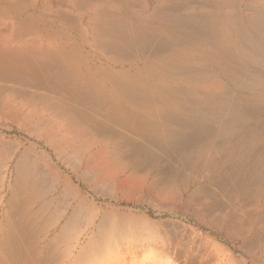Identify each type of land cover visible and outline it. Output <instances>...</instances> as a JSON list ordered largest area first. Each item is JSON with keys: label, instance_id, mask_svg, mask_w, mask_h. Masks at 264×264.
<instances>
[{"label": "bare ground", "instance_id": "bare-ground-1", "mask_svg": "<svg viewBox=\"0 0 264 264\" xmlns=\"http://www.w3.org/2000/svg\"><path fill=\"white\" fill-rule=\"evenodd\" d=\"M0 117L86 184L0 143V264H264V0H0Z\"/></svg>", "mask_w": 264, "mask_h": 264}, {"label": "rangeland", "instance_id": "rangeland-1", "mask_svg": "<svg viewBox=\"0 0 264 264\" xmlns=\"http://www.w3.org/2000/svg\"><path fill=\"white\" fill-rule=\"evenodd\" d=\"M0 143H5L7 145L8 144L19 145L18 151L20 149L21 150L25 149L26 151L34 154L37 157L38 161L43 163L44 165H47V166L51 165L50 168H53L55 170H59V171L64 170L65 173H69L70 175L73 176V179L75 180L76 183H80V185L84 189H86V187H85L86 184L84 185L83 181L81 180L82 179L81 175H83V173L85 171V168H84L85 166L82 167V170L74 171V172L72 169L66 168L65 164H63V159L59 158L56 155L55 151L50 146H48L45 143V141H43V139H40V138L38 139L37 136H35L31 133L30 125H22L18 120H13L12 118H6L5 119V117H0ZM41 158H42V160H41ZM13 163H14V160L12 162H10L8 176L13 174V172H14V171H12V170H14ZM97 164H99V163L97 162L95 164L94 168H98ZM102 164H103V161H102ZM103 165H104V167H103ZM103 165L101 166V163L99 165V166H101L99 168L104 169V172H106V174H104V176L106 178L105 177H102V178L105 180H107V179L111 180L113 183L116 184V186L118 188L120 187L123 191L128 192V193H126L127 196L130 193L133 194V196L131 194L128 196V197H130V199H132V203L135 202V196H136L135 194H137L135 192H137L138 190L140 191V189L142 190V194H143V192H145V187L144 188L142 187L145 184L143 179H140L139 177L132 175V174L130 175V172L129 171L127 172L124 165H122V164L118 165V164H113V163H111V165H109L108 162L104 163ZM108 166H109V168H108ZM112 171H113V173H112ZM10 172H12V173H10ZM108 175L110 176V178L107 177ZM112 178H113V180H112ZM101 181H103V180H100V182ZM88 185L94 187L95 183L90 182V184H88ZM133 197H134V199H133ZM126 205L127 204H124L123 206H126ZM130 206L133 207L132 204ZM135 209L141 210V212H146V214L150 215L152 218H155L154 213L158 211L157 208H152L148 204H141L138 207L136 206ZM163 217H166V215H163ZM175 219H176V217H175ZM179 219H181L183 222H185V224L188 226L194 225V222L192 220L184 219L183 217H179ZM196 227H198V226H196ZM198 232L203 233L204 235H208V233H209L206 229H202V228H199ZM209 235L211 237H214V234H209ZM250 264H252V263H250Z\"/></svg>", "mask_w": 264, "mask_h": 264}, {"label": "crops", "instance_id": "crops-1", "mask_svg": "<svg viewBox=\"0 0 264 264\" xmlns=\"http://www.w3.org/2000/svg\"><path fill=\"white\" fill-rule=\"evenodd\" d=\"M25 149L23 150H19L18 152H20V153H16V155H15V157H14V167H15V165L17 164V162H18V160H20V158L22 157V155L25 153ZM21 156H20V155ZM47 167H49V169L51 170V169H53V168H50V166H47ZM53 170H55V169H53ZM61 174H58L60 177H64L63 179L64 180H66V181H68L69 183H71L73 186H75V187H80L81 185L79 184V183H76L75 182V180L73 179V176L72 175H70L69 173H65L64 172V170H61V172H60ZM41 174H46V173H39V175L42 177L41 179L43 180L44 179V176H46V175H44V176H42ZM9 178L8 179H10L11 180V183H14V179H15V172H13V174H11V175H9L8 176ZM9 184L10 183H8V185L6 184V186H5V191H1L0 192V195H1V197H0V226H2L3 224H6L7 222H8V219H10V218H16L17 217V214H19L20 213V210H21V207H20V204L18 203H14V204H11V197H12V194H13V192L11 193V189L9 188ZM47 185H49V182L48 183H46ZM10 191H9V190ZM79 189H81L82 191H84L83 190V187L81 186V188H79ZM27 192H25L26 194H29L28 192H29V190H26ZM4 193V194H3ZM17 193H19V194H17ZM16 194L17 195H19V196H21V194H22V191L21 190H17V192H16ZM54 195V194H53ZM11 196V197H10ZM52 197V195H48V199H50ZM10 200V201H9ZM4 202V203H3ZM9 202V203H8ZM5 204V205H3V204ZM8 203V204H7ZM9 205H10V207H9ZM14 208H13V207ZM15 211H14V210ZM11 210H13V211H11ZM18 212V213H17ZM5 213V214H4ZM17 213V214H16ZM2 214H3V216H2ZM9 215V216H8ZM6 216V217H5ZM6 218V219H5ZM16 224V225H15ZM18 225L19 224H17V223H14L13 225H12V227L14 226V227H18ZM13 227V228H14Z\"/></svg>", "mask_w": 264, "mask_h": 264}]
</instances>
